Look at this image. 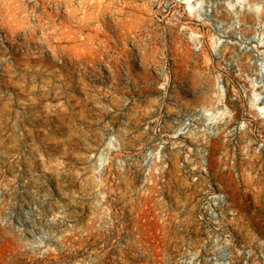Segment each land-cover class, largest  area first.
Returning <instances> with one entry per match:
<instances>
[{"label": "rangeland", "instance_id": "1", "mask_svg": "<svg viewBox=\"0 0 264 264\" xmlns=\"http://www.w3.org/2000/svg\"><path fill=\"white\" fill-rule=\"evenodd\" d=\"M0 264H264V0H0Z\"/></svg>", "mask_w": 264, "mask_h": 264}]
</instances>
